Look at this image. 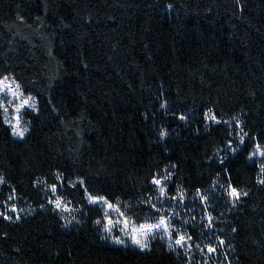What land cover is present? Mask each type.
Wrapping results in <instances>:
<instances>
[{"label": "trees", "instance_id": "trees-1", "mask_svg": "<svg viewBox=\"0 0 264 264\" xmlns=\"http://www.w3.org/2000/svg\"><path fill=\"white\" fill-rule=\"evenodd\" d=\"M5 77L38 109L16 138L0 107V264H196L106 242L88 200L143 223L167 176L216 218L203 264H264V0H0Z\"/></svg>", "mask_w": 264, "mask_h": 264}, {"label": "rangeland", "instance_id": "rangeland-1", "mask_svg": "<svg viewBox=\"0 0 264 264\" xmlns=\"http://www.w3.org/2000/svg\"><path fill=\"white\" fill-rule=\"evenodd\" d=\"M7 78H8V83L12 85V88L18 91L19 93H22V95H20L19 97H14L7 90H5L4 92H0V105H2L1 108L3 110L5 121L7 125L11 128L14 137L23 138L28 133L30 128V123L24 117V112L26 110L34 111V112L37 111L38 109L37 99L34 98L33 96L24 94L20 89V87L16 89V85H18V83L12 77H7ZM28 98H31L29 100V105H24L21 108L20 112L17 113L16 107L20 105L23 100ZM30 105H34V107ZM4 108H7V112L4 111ZM186 119H187L186 116L182 117V120L186 121ZM17 122L19 123L20 129L23 130V136L14 134V125H16ZM163 137H166V134H163ZM260 151H264V149L260 146L258 150L256 146L252 156L255 158L262 157L259 154ZM157 181H159L160 183L159 184L156 183L159 189V194L155 199L156 200L155 205L157 206L156 208H158L160 212L156 213V215L155 214L148 215L146 221L143 223H137L133 219L128 217L122 207V204L119 202L113 203L108 201L106 198H103V200L107 201L108 204H112L114 208L119 209V211H115L113 209H109L107 204L104 203L103 201L93 203L88 197L90 204L97 205L101 207L103 210V217L99 220V225L101 227L102 235L105 241L113 245H130L134 248L145 250L149 248L152 241L160 240L164 242L170 249H173L175 251H180L182 254L188 255L192 259V261L196 264H203V261L207 262L208 260H212L215 258L217 259V255H215L216 251H209V249H214L213 246L201 247L198 249L199 244H195V238L188 228V225L191 223V221H205L207 227L209 226L214 230L213 225L216 221V218H214L210 214V211L208 210L205 212V214L201 213L197 208V205H201V204L200 203L196 204V201L194 199L186 201V195L182 191L176 190L174 194H170L168 176L162 180H157ZM74 182L76 183L77 181ZM161 188H163V192H161ZM231 189L233 188L227 189L226 196L229 202L231 203V205L233 207H236L241 197L243 196V192L237 190L238 192L241 193V196L239 199H235L234 197L229 195ZM92 198L99 200L100 197H92ZM203 204L205 205L206 209H209L211 207L210 198L207 196H203L202 205ZM186 205L191 206L190 210L188 211L183 210V206ZM59 207H63L67 209L66 206H62L61 203L59 204ZM195 209L196 212H194ZM121 213H123V215H121ZM194 216L195 218L191 220V218ZM160 219H164L166 221L167 229H165V227L162 226L159 229L153 230L152 233H148V234H144L141 232L135 233L137 239H139L141 243L146 244V247L142 248L133 242V240L131 239L132 227L139 229L141 225L158 224ZM125 221H127V225L124 223ZM106 229H110V231ZM180 236L185 237L186 243L184 244V246H180L175 243V241L179 239ZM188 237H191V239H188ZM117 241H121V243H117ZM196 243L199 242L196 241ZM204 243H212V239L209 238ZM196 255H199L198 258H195Z\"/></svg>", "mask_w": 264, "mask_h": 264}, {"label": "snow or ice", "instance_id": "snow-or-ice-1", "mask_svg": "<svg viewBox=\"0 0 264 264\" xmlns=\"http://www.w3.org/2000/svg\"><path fill=\"white\" fill-rule=\"evenodd\" d=\"M19 88V85H16V89ZM5 90H7L8 92H10L14 97H19L20 95H22V93H19L18 91H16L15 89L12 88V85L10 83H8V78L5 77L3 80H0V92H4ZM31 98H28V99H25L22 101V103L20 105H18L16 107V112L19 113L21 108L24 106V105H29V100ZM30 106H33L34 105H30ZM0 107H2V105H0ZM4 111L7 112V108H4ZM211 119H215V117H210ZM14 134L15 135H19V136H23V130L20 129L19 127V123L17 122L16 125H14ZM241 142H243V137H241ZM259 145L257 146V149L259 150ZM255 154V153H254ZM261 156H264V151H260L259 153ZM262 171H264V168H262ZM2 178H0V183H2ZM155 183L159 184L160 182L159 181H155ZM260 183L264 184V179H262L260 181ZM53 192L56 191L55 188L52 189ZM161 192H163V188H161ZM229 195L234 197L235 199H239L240 196H241V193L238 192L235 188L231 189V191L229 192ZM243 195H247V193H243ZM89 199L91 200V202L93 203H97V202H101L103 201L104 203L107 204L108 208L109 209H113L115 211H119L118 208H114V206L112 204H108L107 201H104L103 198H99V200L95 199V198H92V197H89ZM60 204V201L57 200V206H59ZM12 211H15V208L12 209ZM121 215H123V213H121ZM5 218H9L10 217H5ZM111 223V222H110ZM126 225H127V221L124 222ZM162 226L165 227V229H167V223L164 219H160L159 223L158 224H154V225H141L139 229L135 228V227H132L131 231H132V235H131V239L133 240L134 243H136L137 245H139L140 247H146V244H143L141 243V241L139 239H137L135 233L137 232H141V233H144V234H148V233H152L153 230L155 229H159L161 228ZM106 230H109L110 229H106ZM188 239H191V237H188ZM117 243H121V241H117ZM175 243L177 245H180V246H184V244L186 243V240H185V237L184 236H180L179 239H177L175 241ZM221 243H223V241H221ZM209 251H215V249H209Z\"/></svg>", "mask_w": 264, "mask_h": 264}]
</instances>
